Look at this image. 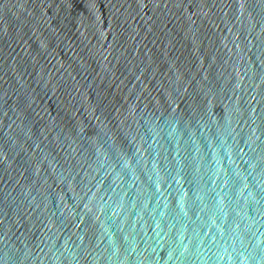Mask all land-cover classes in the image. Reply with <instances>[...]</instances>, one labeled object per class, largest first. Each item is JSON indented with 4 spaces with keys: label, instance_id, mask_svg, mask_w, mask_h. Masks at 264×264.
I'll list each match as a JSON object with an SVG mask.
<instances>
[{
    "label": "water",
    "instance_id": "water-1",
    "mask_svg": "<svg viewBox=\"0 0 264 264\" xmlns=\"http://www.w3.org/2000/svg\"><path fill=\"white\" fill-rule=\"evenodd\" d=\"M0 264H264V0H0Z\"/></svg>",
    "mask_w": 264,
    "mask_h": 264
}]
</instances>
